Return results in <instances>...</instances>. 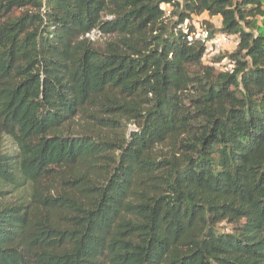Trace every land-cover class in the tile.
Listing matches in <instances>:
<instances>
[{
	"label": "trees",
	"instance_id": "obj_1",
	"mask_svg": "<svg viewBox=\"0 0 264 264\" xmlns=\"http://www.w3.org/2000/svg\"><path fill=\"white\" fill-rule=\"evenodd\" d=\"M0 264H264V0H0Z\"/></svg>",
	"mask_w": 264,
	"mask_h": 264
},
{
	"label": "rangeland",
	"instance_id": "obj_2",
	"mask_svg": "<svg viewBox=\"0 0 264 264\" xmlns=\"http://www.w3.org/2000/svg\"><path fill=\"white\" fill-rule=\"evenodd\" d=\"M206 21L211 22L215 28L221 27V17H214L210 18L207 14H203L201 16H193V19L190 21V25H193L196 28L197 36L198 37H205L207 34V26ZM109 38V37H107ZM107 38H102V41H105ZM236 40L237 37L231 38V42L227 44H223L221 49H217L215 46L211 45V42H209V48L207 51L206 56L204 57L205 63H210L214 60V58L222 57L224 60L216 65V67L220 70H226L231 69L232 64L230 63L229 56L231 53L235 51L236 48ZM226 56V57H225ZM73 126L76 127V129H79V122L73 123ZM129 130L134 129V125H129ZM4 148L9 151H15L16 145L12 141L11 138H4ZM13 190V189H12ZM32 194V187L31 184H27L25 186H22L21 188L17 190H13L10 195H8V199L12 201L17 200H23L28 201L31 198ZM221 231H228L230 229V226L228 223H222L218 227Z\"/></svg>",
	"mask_w": 264,
	"mask_h": 264
},
{
	"label": "built area",
	"instance_id": "obj_3",
	"mask_svg": "<svg viewBox=\"0 0 264 264\" xmlns=\"http://www.w3.org/2000/svg\"><path fill=\"white\" fill-rule=\"evenodd\" d=\"M229 42H231V37L225 34H219L211 41V45L215 46L217 49H221L223 44H227Z\"/></svg>",
	"mask_w": 264,
	"mask_h": 264
}]
</instances>
